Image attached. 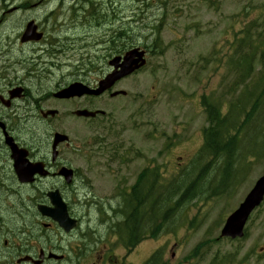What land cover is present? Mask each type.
Returning a JSON list of instances; mask_svg holds the SVG:
<instances>
[{
	"label": "rangeland",
	"instance_id": "374dc122",
	"mask_svg": "<svg viewBox=\"0 0 264 264\" xmlns=\"http://www.w3.org/2000/svg\"><path fill=\"white\" fill-rule=\"evenodd\" d=\"M42 1L0 0V22L7 19L0 24V67L6 65L2 58L9 50L8 61L17 60L19 68L33 66L30 63L47 52L49 57L42 61L43 67L18 69L44 80L41 89L33 83L27 85L39 94L40 98L34 96L37 101L48 94L41 103L44 107H51V93L76 75L95 85L107 74L109 58L123 51L125 45L111 41L113 36L123 32L121 41L128 38L127 45L153 46L143 71L118 86L117 90L128 92L126 98L113 100L103 96L67 104L69 111L100 109L108 115L96 126L71 118L67 129L61 130L71 137L74 147L86 137L101 139L91 152L87 149V155H63L78 170L76 193L70 196V203L84 221L73 236L61 237L57 232L52 243L53 247L63 243L71 257L90 256L96 249L97 238L93 236L96 231L91 232L88 226L95 227L98 209L117 207L121 203L119 192L132 187L140 173L147 170L148 163L163 168L166 184L196 169L191 162L203 145V131L208 126L201 99L225 95V100L230 101L243 90L241 71L233 70V66L239 63L234 53L240 44L237 38L245 27L249 28L254 45L260 46L254 57L255 64L261 65L251 76V80H260L264 69V0H93L95 19H91L94 5L83 0H48L45 4ZM26 2L32 3L34 9L12 10ZM28 20L36 21L46 31L43 43L23 45L18 41ZM52 32L58 39H51ZM157 37L161 40L160 48L154 52ZM33 81L38 82L35 77ZM5 86L2 82L1 87ZM250 127L245 132L250 137V149H254V142H259L258 133L255 128L251 134ZM112 146H118L119 153L113 161ZM247 153L252 155L251 151ZM249 156L246 162L236 164L228 180L229 189L221 195L211 190L202 195L210 188L208 182L218 178L210 171L208 177L203 176L202 187L195 189V198L175 211L168 225L164 226L161 217L163 231L158 240L167 264H264V204L251 217L244 239L221 238L226 219L264 171V159L260 163L252 155L248 161ZM253 160L248 168V162ZM8 217L14 219L16 215L12 212ZM6 228L0 224V240L11 236ZM200 244L202 247L195 251ZM151 246L147 241L140 251L145 254ZM9 251L1 241L0 264H12ZM121 253L120 249L118 254Z\"/></svg>",
	"mask_w": 264,
	"mask_h": 264
},
{
	"label": "flooded vegetation",
	"instance_id": "af4514ba",
	"mask_svg": "<svg viewBox=\"0 0 264 264\" xmlns=\"http://www.w3.org/2000/svg\"><path fill=\"white\" fill-rule=\"evenodd\" d=\"M42 40L45 41L44 38ZM30 64L33 66L30 65L28 68L26 65L19 68L20 65L14 64L9 67V71L15 78L0 79V224L5 225L6 231L11 235L0 242L3 241L4 247L10 249L7 253L11 257L10 262L12 264H167L162 251L163 245L158 239L147 240L153 246L145 254L144 251L139 252V248L147 241L132 247L131 223L126 225L125 239L119 236L121 228L118 227L117 222L122 219V215L116 213L114 209L103 214L98 209L94 222L97 229L94 225L88 226L91 232L96 231L93 236L97 238L96 249L90 256L71 257L67 247L59 240L56 241L60 245L53 247L52 243L57 232H60L61 237L73 236L81 229L84 221V217L74 213L70 203V196L74 195L75 190L68 183L64 171L65 168H74L63 158V155L70 152L84 154L85 138L75 147L72 142L55 145L56 134H66L61 130L67 129L69 116L74 115V111L69 114L67 100L55 99L51 102V107H44L41 105V100L37 101L33 98L30 94L32 88L27 86L31 83L35 85L30 78L31 75L18 71V69H36L35 62ZM2 82L6 83L3 88ZM75 82L83 83V80L76 75L71 84ZM35 96L40 98L39 94ZM53 109L58 111L56 117H41L43 111ZM31 127L34 128L31 130L29 129ZM54 145L57 146L56 156H54ZM74 175L77 177L78 170L74 169ZM60 199L67 205L70 215L76 218L79 224V227L69 234L64 232L52 217L47 216V213L57 209L54 200L60 201ZM12 212L16 215L14 219L8 217ZM120 249L123 250V254H118ZM140 254L143 256L139 257ZM175 259L172 256V260Z\"/></svg>",
	"mask_w": 264,
	"mask_h": 264
},
{
	"label": "trees",
	"instance_id": "16d2710c",
	"mask_svg": "<svg viewBox=\"0 0 264 264\" xmlns=\"http://www.w3.org/2000/svg\"><path fill=\"white\" fill-rule=\"evenodd\" d=\"M95 15L93 13L92 17ZM259 50L260 46L254 45L252 36H246L237 48L236 56L239 55V63L236 62L235 67L241 71L243 84L241 93L233 96L230 101L225 98L219 101L203 99L209 125L203 134L204 146L196 157L195 177L193 179L188 177L170 186L167 184L163 186L164 226L169 224L175 211L195 198V189L202 187L203 176L208 177L210 171L214 172L215 179L216 177L219 179L208 182L210 188L202 193L203 196L210 190L221 195L227 188L229 189L228 180L235 172L236 164L244 160L246 152L251 151L252 155L264 159V81H261L264 80V69L261 71L259 81L251 80L253 71L261 65V63L255 64L254 57V53ZM248 127L252 129L251 134L256 128L259 139V142H254L255 148L250 151L245 148L250 140L245 132ZM156 181L157 178L153 180L149 178L146 186L139 181L132 189L130 208L125 202L126 208L131 210V212L126 210V220L129 223L132 218V227L134 230L137 229V232L143 227L142 221L145 219H148L150 226L155 225V231L160 227L161 207L158 206L157 200L161 189ZM219 182L218 187L214 189ZM144 193L149 196L143 197Z\"/></svg>",
	"mask_w": 264,
	"mask_h": 264
},
{
	"label": "water",
	"instance_id": "95a60500",
	"mask_svg": "<svg viewBox=\"0 0 264 264\" xmlns=\"http://www.w3.org/2000/svg\"><path fill=\"white\" fill-rule=\"evenodd\" d=\"M36 27L31 23L27 27L26 34L24 35L22 41H37L41 39V35L35 34ZM144 53H139L138 50H134L130 53H127L123 62L120 58L114 59L110 62V65L114 66L115 71L107 76L105 80H103L100 84L98 90H90L88 87L82 84H75L70 86L68 89H65L58 93L56 97L61 99H70L73 97H82L84 95H102L105 91L111 89L114 84L125 78L136 70L140 69L146 64V61L143 59ZM120 69V70H119ZM122 94H125L124 92ZM117 94H114L116 96ZM100 112H88L81 111L77 112L78 116L84 117H96ZM69 181L71 180V172L67 175ZM264 201V175L258 180L255 184L254 188L247 195L244 202L240 205V207L227 219L226 224L222 230V237L237 239L244 237V229L245 226L252 215V213L262 204ZM54 204L57 206V210L50 212L49 215L52 216L55 220H57L60 225L66 230L70 231L76 226L75 221H72L68 217V213L66 211L65 206L61 207L60 201L54 200ZM62 209V212H60ZM60 212V214H59Z\"/></svg>",
	"mask_w": 264,
	"mask_h": 264
},
{
	"label": "bare ground",
	"instance_id": "6f19581e",
	"mask_svg": "<svg viewBox=\"0 0 264 264\" xmlns=\"http://www.w3.org/2000/svg\"><path fill=\"white\" fill-rule=\"evenodd\" d=\"M62 25H63V24H62ZM104 47H105V46H104ZM47 54H48L47 52H46V53H43V58H40V59L37 60V61L34 60L35 65H37V66H36V69H39L40 66L43 67V66L45 65L44 62H42V61H44V59H46L47 57H49V56H47ZM42 67H41V68H42ZM23 71H24V70H23ZM36 95H37V94H36ZM35 97H36V96H35ZM7 196H8V195H7ZM17 204H18V203H17ZM20 204H21V203H20Z\"/></svg>",
	"mask_w": 264,
	"mask_h": 264
}]
</instances>
